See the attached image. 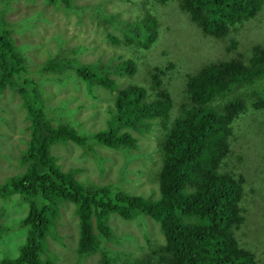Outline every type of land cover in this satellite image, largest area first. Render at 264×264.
<instances>
[{
  "label": "trees",
  "instance_id": "16d2710c",
  "mask_svg": "<svg viewBox=\"0 0 264 264\" xmlns=\"http://www.w3.org/2000/svg\"><path fill=\"white\" fill-rule=\"evenodd\" d=\"M13 1L0 0V4H7L6 10L0 9V98L7 87L18 92L20 104L24 105L22 110L25 108L30 120V138L27 149L19 155L26 169L0 182V197L1 209L18 198L20 204L27 202L28 210L20 218L23 229L20 238L0 256V264H56L55 257L49 255L47 237L56 235L60 206L67 202L73 204L79 218L78 254L87 257L103 248L99 264H115L117 259L124 264H258L257 253L242 245L241 233L248 228V210L253 217L250 222L258 217L253 216L254 212L258 215L255 205L264 193H253L259 196L250 200L245 165L234 172L225 171L222 164L229 150L233 122L235 125L237 117L247 110V99L251 100V107L264 109V44L253 46L247 63L238 56L205 62V51L197 49L186 62L180 61L179 56L177 60L166 59V64H155L149 69V78L135 81L133 75L141 66L133 58L112 64L85 62L80 54L92 46L84 42L67 45V38L58 33L54 35L58 50L39 46L50 58L43 64L29 66L24 48L29 42L16 45L5 20ZM44 1L54 3L55 10L62 6L68 14H76L78 22L82 21L83 12L90 13L91 21L97 19L101 25L98 32L106 31L104 38L113 43L123 41L111 30L114 27L125 32L130 44H147L158 36L160 22L145 10L146 5L152 4L151 0H128L133 4L131 8L145 10L147 17L140 15L141 11L126 14L123 8L114 7L118 0ZM263 3L264 0H180L203 35L218 39L229 37L232 25L256 16ZM46 14L45 9H38L29 17H35L39 27L44 20L54 24ZM27 28L28 25L23 30ZM229 41L228 48L237 45L231 37ZM71 71H76L92 98L97 96L98 86L116 92L107 127L87 131L75 117L51 123L44 105L48 106L47 99L53 102L59 99L54 93L48 96L39 83L40 78L36 77L66 81ZM113 74L122 78L129 75L128 84L119 88ZM173 82L181 86L180 92L173 94ZM245 85L251 91L215 104L222 96ZM72 97L73 93L60 99L69 107L70 115L77 111L69 105ZM10 99L0 100V123L4 120L8 127L25 128L19 119L14 124L15 116L9 119L6 115L11 109L17 112L20 107L17 103L10 108ZM152 127L161 133L157 146L164 152L162 167L153 178L157 183L153 193L159 192L156 197L153 193L124 190L117 182L101 184L82 178L76 168L63 169L52 152L55 144L67 141L83 150L79 154L81 160L88 155L97 156V145L131 150L140 146L135 132L148 134ZM8 133L7 128L1 131L0 127V136ZM98 161L104 164L102 157ZM13 193L18 197L11 198ZM113 213L125 221L142 219L143 229L147 221L144 223L143 218H149L157 223L155 228L158 225L164 242L153 245L148 241L149 251L136 258L124 249H113L103 243V239H118L114 225L109 223ZM11 226L9 218L0 221V239L4 240ZM135 245L139 246L140 242Z\"/></svg>",
  "mask_w": 264,
  "mask_h": 264
},
{
  "label": "rangeland",
  "instance_id": "374dc122",
  "mask_svg": "<svg viewBox=\"0 0 264 264\" xmlns=\"http://www.w3.org/2000/svg\"><path fill=\"white\" fill-rule=\"evenodd\" d=\"M79 3H87L88 0H76ZM96 1V0H92ZM119 3L113 5L125 10V13H138L137 7L131 8L133 4H129L128 0H118ZM152 4L147 6L145 10L152 12V16L156 18L159 24L158 36L156 40L148 41L147 44L138 45L136 42L130 44L126 40L125 32L114 27L111 29L123 41L113 43L109 38H104L107 34L102 31L98 32V20L91 21V15L83 12L82 21H77V15L72 12H65V9L59 7L54 9L51 2L44 0H15L13 7L9 8L5 13L7 27L12 29L15 44L25 42V51L29 56V66L35 64H43L49 60V56L45 54L39 46L57 51L55 47L58 44V39L54 35L62 33L67 38V45L74 46L78 43H86L88 46L82 54L81 59L85 62L97 61V64H112L123 59L133 58L139 66L136 73L133 75L135 81H142L144 78H149V69L155 64L164 65L166 59H175L180 57V61L186 62L188 58L197 50L205 51V62L211 60H226L232 57H242L247 63L248 57L251 55L255 44H264V3L259 13L243 23L234 24L228 33L226 39H218L215 36L203 35L201 29L191 19L190 13L180 4V0H168L167 2H157L151 0ZM113 7V8H114ZM112 8V9H113ZM119 8V9H120ZM1 10L7 9L6 2L0 4ZM38 9H45L46 14L54 24L47 20L40 22L41 26H36L35 17H29L32 12ZM127 10V12H126ZM145 10L139 14L147 17ZM92 12V11H90ZM29 28L23 30L25 26ZM236 26V27H235ZM202 33L198 35L199 33ZM196 35V37H194ZM131 38V35L128 34ZM204 37V39H203ZM236 40L237 45L231 46L229 38ZM43 42V43H42ZM95 47H94V46ZM28 46V47H27ZM187 46V47H185ZM142 64V65H140ZM184 67V66H183ZM119 81V88L125 87L129 82V75L123 78L121 75L113 74ZM42 85L46 94L54 93L59 99L53 102L48 100L47 109L51 123L57 124L65 117H72L81 123V127L87 131L97 130L107 127L110 121V115L115 105L116 92L106 90L105 88L97 87V96L92 98L91 93L86 90L83 81L73 71L71 75L67 74L66 81L58 80L57 78L36 77ZM60 83L65 84L61 86ZM173 94L181 91V86L172 83ZM61 87V88H60ZM96 85L94 86V92ZM247 85L242 89H235L231 93L222 96L215 104H222L231 100L234 96L244 95L248 91ZM251 91V89H250ZM74 95L69 100V105L72 108H77V111L71 115L68 113L69 107L63 105L60 99H66L70 94ZM12 94H14L12 96ZM96 94V93H95ZM18 92H14L7 87L1 98L3 100L10 97V108H14L18 103L19 109L14 112L12 109L6 115L9 119L15 116V125L18 124V119L24 123L25 128L8 127L6 121L0 123L1 131L7 128L9 133L0 136V182L6 177L17 172L24 171L26 164L20 163L19 155L27 147L29 140V124L30 120L27 117L23 104H20L21 98ZM0 98V100H1ZM80 101H84L81 104ZM13 113V114H12ZM74 115V116H73ZM233 122V131L230 136L229 150L224 159L222 167L225 171L239 172L241 165L246 167L248 179L247 189H250L249 199H256L258 195L253 193H264V109L257 110L251 107V100L247 99V110L241 113ZM12 132V133H11ZM11 133L12 140L9 137ZM139 137V147L129 149H111L97 145V156L88 155L84 159H79V154L83 151L78 145L72 141L61 142L53 147V152L58 158V163L63 169L70 167L76 168L79 175L84 178L88 177L90 181L96 183L117 182L124 190L133 193H143L149 195L153 193L157 183L153 178L162 167L164 152L157 146L161 133L152 127L148 134L136 133ZM21 136L23 139H19ZM15 138V139H13ZM12 143H6V142ZM98 157L104 159V164L98 161ZM244 171V170H243ZM158 191L153 195L158 196ZM11 198H17V193H13ZM0 197V221L9 218L11 228L7 230L4 240L0 239V256L7 253L8 246H14L16 240L22 234L20 227V218L25 216L28 210V204L21 203L20 199H14L12 203H8L6 209H1ZM258 210V215L254 212L253 216H258L252 220L251 210H248V228L241 233V243L244 247L249 248L257 253L256 259L258 264H264V195L259 196V200L255 205ZM5 216V217H4ZM147 220V221H146ZM142 219H133L125 221L117 214L110 215L109 223L114 225V231L117 241L111 239H103V243L111 246L115 250L129 251L134 258L145 255L148 249V241L153 245L164 242V237L160 229H157L155 222L149 218H143L146 229H143ZM95 222V221H94ZM247 227V225H246ZM157 230V232H156ZM56 235L50 234L47 237V248L49 255H53L56 264H99L101 250L81 257L77 252V242L79 239V218L75 212L73 204L67 202L60 206V216L57 218L55 228ZM148 237L146 238V235ZM140 245H135V242ZM1 258V257H0ZM115 264H124L122 260L117 259Z\"/></svg>",
  "mask_w": 264,
  "mask_h": 264
},
{
  "label": "clouds",
  "instance_id": "9594fccd",
  "mask_svg": "<svg viewBox=\"0 0 264 264\" xmlns=\"http://www.w3.org/2000/svg\"><path fill=\"white\" fill-rule=\"evenodd\" d=\"M52 124H53V123H52ZM29 138H30V135H29ZM28 142H29V140H28ZM28 142H27V143H28ZM57 144H58V143H57ZM74 144H75V143H74ZM55 145H56V144H55ZM55 145H54V146H55ZM54 146H53V147H54ZM27 147H28V146H27ZM27 147H26V149H27ZM53 147H52V152H53ZM24 151H25V150H24ZM53 154H54V152H53ZM54 155H55V154H54ZM55 156H56V155H55ZM57 160H58V158H57ZM58 164H59V163H58ZM92 254H93V253H92Z\"/></svg>",
  "mask_w": 264,
  "mask_h": 264
}]
</instances>
